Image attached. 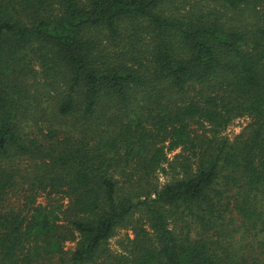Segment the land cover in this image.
Here are the masks:
<instances>
[{"label": "trees", "instance_id": "trees-1", "mask_svg": "<svg viewBox=\"0 0 264 264\" xmlns=\"http://www.w3.org/2000/svg\"><path fill=\"white\" fill-rule=\"evenodd\" d=\"M0 264H264V0H0Z\"/></svg>", "mask_w": 264, "mask_h": 264}, {"label": "rangeland", "instance_id": "rangeland-1", "mask_svg": "<svg viewBox=\"0 0 264 264\" xmlns=\"http://www.w3.org/2000/svg\"><path fill=\"white\" fill-rule=\"evenodd\" d=\"M248 122L249 120L246 117L235 118L224 130L215 134V136L219 140L227 139L231 141L235 136L240 134V132L248 124ZM191 128L193 131L197 133L198 136H203V134L207 136H212V134L209 133V127L207 126L202 127V126L192 125ZM177 153H179L178 150L173 153H168L167 154L168 160L172 161L173 156ZM163 167L165 169V172L159 171L156 177L157 178L156 183L159 186L165 185L166 183L171 181L174 176V173L171 170H169L166 167V165H164ZM20 173L22 176L26 177V175L29 173V170H26V168L23 166L22 168H20ZM37 202L43 205H45L46 203L43 199L40 198L37 199ZM127 239H132L131 232L127 229H121L115 233V235L108 241L106 246L111 252L120 254L127 244ZM74 248H75V243H66L64 246V251L71 252Z\"/></svg>", "mask_w": 264, "mask_h": 264}]
</instances>
